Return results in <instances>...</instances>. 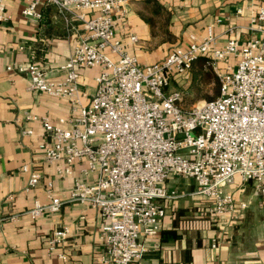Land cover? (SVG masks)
Masks as SVG:
<instances>
[{"label": "built area", "instance_id": "obj_1", "mask_svg": "<svg viewBox=\"0 0 264 264\" xmlns=\"http://www.w3.org/2000/svg\"><path fill=\"white\" fill-rule=\"evenodd\" d=\"M22 1L25 17L39 21V6L49 3L65 15L67 24L71 15L85 31L61 65L60 80L48 78L33 61L6 70L28 76L27 89L68 101L70 113L57 123L46 116L27 118L40 122L45 139L38 147L58 176L72 175L75 164L81 174L95 176L89 183L74 179L68 202L98 209L105 218L104 263H143L147 249L142 238L158 237L164 201L182 195L165 186L170 176L193 179L195 193L212 200L209 212L221 216L235 211L225 187L236 177L242 182L264 180V6L253 12L247 27L259 36L240 47L235 38L217 47L209 26L203 37L191 35L187 46L173 47L160 62L142 64L114 36L130 0ZM5 11V0H0V19L7 18ZM200 56L209 58L219 94L184 108L181 93L165 88L171 76H183ZM231 56L237 58L234 68L220 71L218 63ZM82 68H99L89 95L78 85ZM40 178L38 171H30L25 190ZM45 186L47 201H33L27 211L31 218L58 212L64 204L53 195L51 181ZM260 191L264 197V188ZM67 233V227L56 230L50 243Z\"/></svg>", "mask_w": 264, "mask_h": 264}, {"label": "crops", "instance_id": "obj_2", "mask_svg": "<svg viewBox=\"0 0 264 264\" xmlns=\"http://www.w3.org/2000/svg\"><path fill=\"white\" fill-rule=\"evenodd\" d=\"M154 1L130 0L126 18L114 28L115 38L142 64L160 62L173 47L187 46L191 35L203 37L209 26L217 47H223L229 38H235L240 47L250 37L259 36L247 27L264 0ZM5 3L7 18L0 19V264H108L102 261L106 255L105 218L98 209L68 202L74 179L89 183L95 176L81 174L80 164L73 166L72 175L58 176L55 165L45 162L38 147L45 139L40 122L27 118V114L46 116L57 123L70 113L68 101L29 90L28 76L6 70L9 65L25 67L33 61L48 78L60 80L64 75L61 65L85 31L71 15H67V24L53 4L39 6L42 18L37 21L21 14L22 0ZM131 35L136 42L130 41ZM236 61L231 56L227 62H219L220 71L233 69ZM199 64L195 61L183 76H171L165 91H185ZM78 73L80 90L91 94L95 74L92 70ZM201 93L194 103L203 100ZM27 129L33 134L22 133ZM23 165L29 170L23 171ZM30 171H38L41 178L26 191ZM47 181L64 204L58 212L31 218L27 211L33 201H47ZM165 186L182 195L164 201L158 237L142 238L147 249L142 264H264V197L260 191L264 180L242 182L236 177L225 187L234 198L231 216L211 214L212 200L195 193L194 181L181 183L169 177ZM242 203L245 207H240ZM62 227L68 228L67 235L51 244L54 232Z\"/></svg>", "mask_w": 264, "mask_h": 264}, {"label": "trees", "instance_id": "obj_3", "mask_svg": "<svg viewBox=\"0 0 264 264\" xmlns=\"http://www.w3.org/2000/svg\"><path fill=\"white\" fill-rule=\"evenodd\" d=\"M153 2L156 3L154 0H145V2ZM155 9H159V5H155ZM149 21L151 22V19L149 18ZM196 62H199L198 70L192 72V79L190 82V85L183 91L184 97L189 99L191 102L196 100L200 93L202 92V87L208 83H213L214 85V93L212 96H206L205 98L207 100H210L212 98H215L219 94V80L216 75V73L213 71L210 60L208 57L201 56L195 60ZM194 61V62H195ZM191 65V68H193V64ZM203 66H205V69H203ZM183 101V98H181V102Z\"/></svg>", "mask_w": 264, "mask_h": 264}, {"label": "rangeland", "instance_id": "obj_4", "mask_svg": "<svg viewBox=\"0 0 264 264\" xmlns=\"http://www.w3.org/2000/svg\"><path fill=\"white\" fill-rule=\"evenodd\" d=\"M86 70H92L93 71V74H97L98 71H99V68H82V69H79L78 71L79 72H82V71H86ZM213 93H214V85L213 84H210V85H206L205 84L202 87V93H201L202 95H201V98L203 100H207L205 97L206 96H212ZM181 95H182V98H183L182 106L184 108H187V107L191 106L194 103V101L191 102L189 99H187L186 97H184L183 91H182ZM170 177L173 178V180H177L178 182H181V183H187V182L190 183V182H193L194 181L191 178L190 179H184V178H182L180 176H170Z\"/></svg>", "mask_w": 264, "mask_h": 264}]
</instances>
